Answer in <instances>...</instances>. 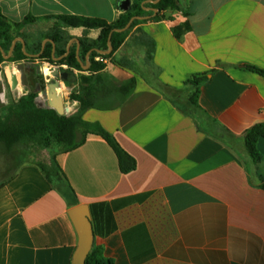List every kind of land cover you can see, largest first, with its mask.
Returning <instances> with one entry per match:
<instances>
[{"label":"crops","instance_id":"1","mask_svg":"<svg viewBox=\"0 0 264 264\" xmlns=\"http://www.w3.org/2000/svg\"><path fill=\"white\" fill-rule=\"evenodd\" d=\"M184 1L186 8L180 1L178 9L147 8L135 17L140 22L112 57L95 58L103 70L89 71L94 50L80 59L82 70L72 69L93 79L83 120L111 134L136 160L134 171L123 174L113 148L93 133L74 150L56 151L55 161L29 158L27 142L3 151L5 170L15 172L0 183V264H73L79 234L70 211L81 205L90 209L93 247L114 264H264V138L258 162L245 140L264 123V76L247 68L264 70V0ZM0 7L13 23L36 19L16 39L35 60L0 65L2 116L32 90L39 108L59 105V93L38 101L46 45L53 58L67 51L52 63L60 66L71 48L80 58L82 43L98 42L100 28L71 27L59 17L114 24L124 13L118 0H0ZM95 51L110 55V40L107 51ZM8 64L21 71H13L11 94L2 83ZM67 70L44 81L69 90L61 99L70 118L82 107L70 99L78 84L71 86ZM196 77L206 78L198 109L188 105ZM55 166L63 179L50 182L42 167Z\"/></svg>","mask_w":264,"mask_h":264},{"label":"trees","instance_id":"2","mask_svg":"<svg viewBox=\"0 0 264 264\" xmlns=\"http://www.w3.org/2000/svg\"><path fill=\"white\" fill-rule=\"evenodd\" d=\"M148 1L157 2L158 0H134L132 9L128 12H124L120 19L114 24H108L98 19L77 16L59 17V20L71 27H83L86 29L100 28L102 32L98 42L89 44L82 43L80 58L77 57L76 50L71 48L69 54L59 61L58 64L68 65L69 69L67 72L74 76L72 69L82 70L80 59L84 60V56L94 50L89 57V71L97 73L103 70L105 66L96 61L95 58L98 56H102L103 58L112 57L114 52L125 41L132 27L140 21H134L130 30L126 32H116L115 30H123L135 17L146 16L148 14L146 11L147 8L156 9L160 14L169 9H178L180 3L179 0H160L156 4H147ZM35 20L34 17H28L23 23H13L3 16L0 7V65L6 61L14 63L22 60H35L28 57L26 54L27 51L23 50V44L21 42L16 43L10 59L6 60L5 58L11 50L14 39L18 37L15 36L13 38L14 31L16 29L19 30L23 25L34 22ZM175 33L178 37L180 36L179 29H175ZM109 40L113 47V52L110 55L103 56L95 51L96 49L107 51ZM147 46L149 49L147 59L150 62L153 46L151 42H149ZM41 51L42 49L39 48L38 52ZM66 54L67 51H62L61 53L57 51L56 56L53 58L52 45H46L40 58L41 60L55 63V58L65 56ZM247 68L264 76V70L262 69L256 67ZM205 79V77L194 78L193 84L196 90L190 96L188 102L189 107L198 109L199 86ZM39 82L41 89L45 90L46 84L43 75L40 76ZM133 85V82H131L128 86H124L123 100L130 94ZM90 92L91 89L87 88L79 94L72 93L70 95L71 100L81 103L82 112L77 116L69 118L60 115L54 108H39L36 103L39 94L35 90H32L28 95L24 96L18 104L13 103L8 111H6L5 115L0 117V146L7 152H13V148L18 144L26 142L33 143V141L39 140L41 142L43 141L47 146L53 144L60 146L62 150L67 152L78 148L84 143L85 136L89 133H93L103 137L113 148L119 161L120 170L123 174L134 171L137 168L136 160L121 148L116 139L100 127L91 125L83 120V113L92 106V104L86 100ZM261 138H264V123L255 125L249 129L245 135L248 151L257 162L261 160V154L257 149V143ZM52 161H55V157L52 158ZM42 169L50 182L61 181L63 179L61 169L57 166H55L53 170H47L44 167H42ZM3 187L4 185H0V189ZM86 264H114V261L104 256L101 247H93L86 260Z\"/></svg>","mask_w":264,"mask_h":264},{"label":"rangeland","instance_id":"3","mask_svg":"<svg viewBox=\"0 0 264 264\" xmlns=\"http://www.w3.org/2000/svg\"><path fill=\"white\" fill-rule=\"evenodd\" d=\"M180 1H181V7L186 8L187 3L184 0H180ZM22 35H23L22 29L21 28L19 30L16 29L14 31L13 38L15 36H22ZM16 39H14L13 44L16 41ZM99 62L104 65L103 59H100ZM2 70H3V82L2 83H4L7 86L9 93L11 94L12 91L10 90L9 85L11 83H13V78H14L13 77L14 76L13 71H18V73L21 71L18 68L14 67L13 64H8V66L2 68ZM74 77H75V79L72 80L71 86H72V84H74L76 82H77L78 86L76 88H73V87L70 88L71 94L72 93L73 94H79L83 90H85L87 88H91L92 83H93V79L90 75H79L78 77H76V76H74ZM22 81L26 82V80L24 78H20L19 82H22ZM45 84H46L45 85V92L43 94V97H40L38 101H44L45 103H47L48 102L47 99L49 96L54 97L55 94H57V93L60 94L61 91H59L58 88L51 87L50 86L51 84H47L46 82H45ZM67 97L68 96H66L65 99H67ZM17 98H18V96L16 95L15 98H13V100L17 99ZM60 101H62L61 96L59 98V102ZM0 106H2V105L0 104ZM2 110L3 109H1V107H0V117L2 116V114H1ZM26 149H27L26 151L30 155L29 158H34L35 160H40V161L44 162V161H47L48 159H51L56 151L62 150V147L57 146L55 144L47 146L43 141L41 142L39 140L38 141L35 140ZM3 151H5V150H3L0 146V183L3 182L4 180L9 179L12 176V174L15 172V167L9 168L7 171L5 170L6 162L10 161V158L7 157L6 155H4Z\"/></svg>","mask_w":264,"mask_h":264},{"label":"water","instance_id":"4","mask_svg":"<svg viewBox=\"0 0 264 264\" xmlns=\"http://www.w3.org/2000/svg\"><path fill=\"white\" fill-rule=\"evenodd\" d=\"M118 1H119L120 10L122 12H128L132 9V0H118ZM159 1L160 0H158L155 3H158ZM134 20L135 18L131 20L127 28L130 27V25L133 23ZM19 40H21L24 44V41L22 39ZM16 42L17 40L14 42L10 54L5 57L6 59H9L11 57V54L16 46ZM19 68L21 69L22 67ZM55 75L58 76L59 71H56ZM66 79H68V77H66ZM54 108L58 111L60 115L65 114L63 101H60L59 105L55 106ZM70 216L79 234V245L74 256L73 264H86V260L90 252L92 251L94 245V231L91 222V214H90L89 206L81 205L72 209L70 211Z\"/></svg>","mask_w":264,"mask_h":264},{"label":"built area","instance_id":"5","mask_svg":"<svg viewBox=\"0 0 264 264\" xmlns=\"http://www.w3.org/2000/svg\"><path fill=\"white\" fill-rule=\"evenodd\" d=\"M62 69H69V66L66 65V64H63V65H60V66H55V64H52L50 62H46V63H43V73H44V77L46 79V81L49 83L53 80H55V73L56 71H60Z\"/></svg>","mask_w":264,"mask_h":264},{"label":"bare ground","instance_id":"6","mask_svg":"<svg viewBox=\"0 0 264 264\" xmlns=\"http://www.w3.org/2000/svg\"><path fill=\"white\" fill-rule=\"evenodd\" d=\"M59 91H61L60 94H59V96H61V94H62V96L64 97V99H65L66 96L69 95V94H68V93H69V92H68L69 90L66 89V88H60ZM62 92H63V93H62Z\"/></svg>","mask_w":264,"mask_h":264}]
</instances>
